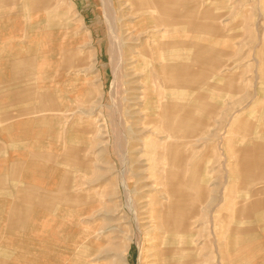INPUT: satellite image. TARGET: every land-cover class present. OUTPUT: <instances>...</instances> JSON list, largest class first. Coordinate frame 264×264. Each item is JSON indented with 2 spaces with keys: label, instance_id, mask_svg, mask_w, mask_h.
<instances>
[{
  "label": "rangeland",
  "instance_id": "374dc122",
  "mask_svg": "<svg viewBox=\"0 0 264 264\" xmlns=\"http://www.w3.org/2000/svg\"><path fill=\"white\" fill-rule=\"evenodd\" d=\"M109 2L43 3L48 80L4 92L0 264H264V0Z\"/></svg>",
  "mask_w": 264,
  "mask_h": 264
},
{
  "label": "crops",
  "instance_id": "0c3cea01",
  "mask_svg": "<svg viewBox=\"0 0 264 264\" xmlns=\"http://www.w3.org/2000/svg\"><path fill=\"white\" fill-rule=\"evenodd\" d=\"M30 2H33L35 6L33 7L32 5L31 8ZM52 2H54V0H0V108L5 109L4 111H0V114L9 115L11 112L10 106L17 105V102H11L13 94L8 97V102H4L3 99H7L4 92L14 91L16 89V84L23 82L25 78H30L31 83L34 76L38 77L39 79L42 78L41 75H36L37 73H35L34 68H37L41 65L43 66V62L47 58V55H45L46 50H44V47L42 48L43 43H47V47L50 49L52 48L54 51L57 49V40L56 42H54L55 40H51V33H48L46 40L45 37H43L42 32L44 31V24L38 20L42 16V4H50ZM23 11H25V13ZM58 14H63V12H58ZM54 15L55 14H53V16ZM52 29H55L54 26ZM28 72H30V74H27ZM42 79H44L43 82H47L48 77L43 74ZM33 90L34 89L31 87V92H33ZM44 97H41L43 101H40L39 103L37 101L34 103L35 99L33 98H37V96H33L32 93V96L31 94L30 96H26V98L30 100L27 105H29L30 109L40 107H45L47 109L50 96L48 95V98ZM46 99L47 101H45ZM6 131H10L12 133L18 131L17 125L11 123L7 126L0 127V135L2 132L5 133ZM24 131L29 132L31 129L25 128ZM24 140H26V137ZM41 142L42 143L39 145H49L48 142H45V137L43 134ZM24 144L25 146L29 145L27 142ZM53 144L57 145V143ZM4 145L6 144H4L0 138V146ZM18 146L24 147L22 144H19ZM30 202L33 203L32 200ZM17 205L18 204H16V206ZM1 208L5 212H8L9 210L8 204H0V210ZM39 211L40 210L37 212ZM29 215L30 226L31 220L33 221L36 216L34 217V211L32 209L29 212ZM40 216H42V214L40 215L39 213V219ZM3 217L7 221L10 218L9 214L7 215V213ZM4 218H2L1 214V226L4 225V223H2ZM20 225H27L25 219H21Z\"/></svg>",
  "mask_w": 264,
  "mask_h": 264
},
{
  "label": "bare ground",
  "instance_id": "6f19581e",
  "mask_svg": "<svg viewBox=\"0 0 264 264\" xmlns=\"http://www.w3.org/2000/svg\"><path fill=\"white\" fill-rule=\"evenodd\" d=\"M108 2V1H107ZM108 5H109V9L111 8V10H112V12L114 11V8H113V6H112V4H111V0H110V2L108 3ZM130 5V4H129ZM121 7V6H120ZM28 10V9H27ZM26 10V11H27ZM24 13H25V11H23ZM109 12V11H108ZM28 13V12H27ZM35 13V12H34ZM112 14H114V12L112 13ZM140 14H143L142 12H140ZM122 15H124V14H122ZM137 18H139V17H137ZM122 19V18H121ZM113 20H114V17L112 16V22H113ZM118 20H119V18H118ZM125 20V19H124ZM135 20V19H134ZM144 19H143V17H142V19L140 20L141 21V23H142V21H143ZM123 21V20H122ZM121 20H120V22H122ZM111 22V23H112ZM143 23H146V24H149L150 23V25H148V26H151L152 25V29H156V28H159V26H155V25H158L157 23V16H156V19L153 17V18H147V20L145 19L144 21H143ZM120 24H122V23H120ZM155 24V25H154ZM112 28V27H111ZM114 30H115V28H113ZM122 29H123V27H122ZM116 32V31H115ZM122 33L124 34V38H123V40L122 39H117L118 41H121V45L120 46H122L123 48L126 46V42H133V41H135V40H138V39H140L139 37L143 34L144 35V33H142V32H136L137 34L135 35V36H133L132 35V37H130L131 35H125V31L124 30H122ZM127 33V32H126ZM129 33V32H128ZM117 35H118V33H117ZM113 38V37H112ZM116 39V38H115ZM117 41V42H118ZM138 41H140V40H138ZM137 41V42H138ZM118 44V43H117ZM115 45V44H114ZM119 45V44H118ZM117 45V46H118ZM136 45V44H135ZM113 48V47H112ZM121 48V47H120ZM122 49V48H121ZM125 49V48H124ZM127 49V48H126ZM118 50V49H117ZM137 50V49H136ZM136 50H128V55H130L131 56V64H133L134 66H135V64L138 62V60H137V56L136 55H139V52L138 51H136ZM116 51V50H115ZM122 51V50H121ZM115 54V53H114ZM143 54H141L140 55V57H143L142 56ZM116 56H117V54H116ZM121 56H123V54L121 55ZM117 60V62H116V64H114L116 67H118V69L120 68V66H121V64H120V61H118V59H116ZM123 60V59H122ZM121 60V61H122ZM95 66V65H94ZM115 67V68H116ZM135 68V67H134ZM122 72V71H121ZM117 75H119L118 74V71L116 70V76ZM137 97V96H136ZM125 100V99H124ZM144 99H143V97H137V98H134V103L132 104V107H131V115H132V117L134 118V119H139L138 120V122H142L143 121V116L145 115L144 114V106H143V101ZM118 113V112H117ZM122 114V113H121ZM101 118V117H100ZM114 118H116L115 116H114ZM135 121V120H134ZM99 127H101V128H104L103 129V131L102 132H104V133H106L107 131H106V127H107V119H105V118H101L100 120H99ZM112 124H113V127H115V125H114V120L112 121ZM137 126H138V124H137ZM144 130H146V129H144ZM101 131V130H100ZM153 135H156V131H154L153 133H152ZM107 136V135H106ZM125 141V140H124ZM139 171V170H138ZM137 171V172H138ZM139 173V172H138ZM140 191V190H139ZM141 192V191H140ZM137 193V192H136ZM130 194V193H129ZM134 200V199H133ZM137 207V206H136ZM148 206L147 205H145L143 208L144 209H147V211H143L144 213L142 214V215H144V218H143V220L145 221V223H143V224H151L152 223V221L150 220V218L152 217H148V216H145V215H147L148 214V208H147ZM120 208V207H119ZM142 208V209H143ZM67 209V208H66ZM84 209V208H83ZM136 209V208H135ZM117 210V209H116ZM134 210V209H133ZM133 212V211H132ZM138 214V213H137ZM136 216V214L134 215V217ZM141 216V215H140ZM137 217V216H136ZM136 219V218H135ZM136 221H138L137 219H136ZM138 223H139V221H138ZM138 226V225H137ZM147 226V225H146ZM139 227V226H138ZM150 227V226H149ZM148 227V228H149ZM141 228V227H140ZM140 228H139V230H140ZM143 228V227H142ZM144 229V228H143ZM147 229V228H146ZM151 230V229H150ZM153 230V229H152ZM109 231V230H108ZM137 231V230H136ZM149 231V230H148ZM144 232H145V230H144ZM260 237V236H259ZM140 239V238H139ZM89 241V240H88ZM201 253V252H200ZM200 253H198L195 257H196V260H194V263H193V260H192V263L193 264H195L197 261H198V258H200ZM195 254V253H194ZM228 262H230V261H228Z\"/></svg>",
  "mask_w": 264,
  "mask_h": 264
}]
</instances>
